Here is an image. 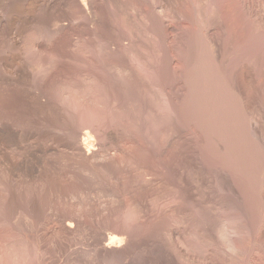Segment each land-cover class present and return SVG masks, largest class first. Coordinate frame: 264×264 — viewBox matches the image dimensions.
<instances>
[{"label": "rangeland", "instance_id": "obj_1", "mask_svg": "<svg viewBox=\"0 0 264 264\" xmlns=\"http://www.w3.org/2000/svg\"><path fill=\"white\" fill-rule=\"evenodd\" d=\"M51 2L0 0L1 45L69 25L43 109L31 54L0 69L1 125L44 135L0 139V264H264V0Z\"/></svg>", "mask_w": 264, "mask_h": 264}, {"label": "bare ground", "instance_id": "obj_2", "mask_svg": "<svg viewBox=\"0 0 264 264\" xmlns=\"http://www.w3.org/2000/svg\"><path fill=\"white\" fill-rule=\"evenodd\" d=\"M23 1V0H22ZM58 1V0H57ZM3 2V1H2ZM43 2V1H42ZM49 2L50 3H52L51 2V0H49ZM94 2V1H93ZM92 2V4H94ZM118 3V2H117ZM1 4H3V3H1ZM32 4V3H31ZM31 4H30V6H31ZM60 4V3H59ZM71 4H72V6H73V8H76L77 9V11H79L78 13L79 14H82L83 16L85 15L86 16V18L88 19V21L89 22H85V19L83 20V18L79 15V17L78 18H76V17H73L72 19H74V18H76L75 20L77 21V20H81V21H83V22H81L80 21V23H82V25L81 26H87L86 28L88 29H90V28H92V27H90V24H92V22H90L91 20H92V14H90L91 13V8H92V6L90 5V0H72V2H71ZM124 4V3H123ZM17 5V4H16ZM99 5V4H98ZM119 5H120V3H119ZM125 6H126V4H124ZM6 6V5H5ZM4 6V7H5ZM28 6V5H27ZM37 6V5H36ZM49 6V5H48ZM62 6V5H61ZM95 6V5H94ZM98 7V6H97ZM175 7V6H174ZM213 7V6H212ZM7 8V7H6ZM61 8V7H60ZM123 8V7H122ZM132 9V8H131ZM95 10V9H94ZM111 10V9H110ZM12 11V10H11ZM98 11V10H97ZM173 11V10H172ZM15 12V11H14ZM50 13V12H49ZM20 14V13H19ZM67 15V14H66ZM35 16V15H34ZM57 16V15H56ZM85 16H84V18H85ZM51 17V16H50ZM72 17V16H71ZM3 18L4 17H0V26L2 25L1 23L3 22ZM28 18V17H27ZM61 18V17H60ZM79 18H82V19H79ZM5 19V18H4ZM31 19L33 20V18L31 17ZM71 19V20H72ZM30 20V19H29ZM72 21L71 23L72 24H70L71 26L72 25H74V28H78L77 26H79L80 27V25H79V23H77L76 21ZM51 21V20H50ZM52 21H54V20H52ZM64 21H65V19H64ZM70 21V20H69ZM67 22V23H70V22ZM73 22L75 23H77L78 25H76V23L75 24H73ZM79 22V21H78ZM20 23V22H19ZM27 23V22H26ZM83 23H85L84 25H83ZM87 23H90L89 25L87 24ZM52 24L54 25V31H55V37H53L50 41H48V43H47V41L45 42L44 40H36V41H25V43L24 42H20V40H19V36H17L19 33H17V35L15 36V37H17V38H13L12 40H11V42L8 44V43H6V45L4 44V45H1L0 44V52L1 53H3V55H1L0 56V65L3 67V68H0L1 70H3V72H5L6 73V71H7V69L8 68H10L8 71H10L11 70V68L12 67H14L15 68V66L16 65H19L18 67L20 68V61L22 62V60H23V62H27V60L28 59H30V57H29V54H31L30 56L32 57H34V55H37V56H35V57H37V58H39L37 61H36V59L37 58H35V59H33V57L31 58L32 60H34L35 62H37V64L35 65V67H34V65L32 66V68L34 67V69L36 68H38L39 70H40V68H43L45 65L47 66L49 63H45V59H44V57H46L48 54H53V52H51V50L53 49V46H54V48H55V45H53L52 46V48H50L51 47V44H54L53 42H55V44H57L58 42H56V41H58V36H59V34H60V32L58 31V30H60L61 28L63 29V28H66V27H69V25L67 26L66 24H64V22H63V20L62 19H59V17H57V19L55 18V21L54 22H52ZM52 25V26H53ZM70 26V27H71ZM76 26V27H75ZM49 27H50V25H49ZM48 26H47V28H49ZM9 28V27H8ZM15 28V27H14ZM85 28V29H86ZM27 29V28H26ZM85 29H83V30H85ZM2 30V29H1ZM9 30V29H8ZM65 30V29H64ZM74 30H76V29H74ZM72 31V30H71ZM86 31V30H85ZM20 32V31H19ZM58 34H57V33ZM88 32V31H87ZM90 33H91V30L89 31ZM5 33V32H4ZM11 33V32H10ZM56 35H57V37H56ZM88 35V34H87ZM86 35V36H87ZM121 35V34H120ZM4 36V35H3ZM14 36V35H13ZM63 36V35H62ZM91 36V35H90ZM8 37H10V36H8ZM64 37V36H63ZM56 38H58L57 40H56ZM113 43V42H112ZM8 44V45H7ZM51 49V50H50ZM57 49V48H56ZM56 49H53L52 51H55ZM97 49V48H96ZM49 50V51H48ZM58 51V50H57ZM46 52V53H45ZM47 52H50V53H47ZM57 53V54H56ZM26 54H27V56L29 57V58H27V57H25L24 58V56H26ZM44 54H45V56H44ZM55 54H56V56L57 55H59L58 54V52H56L55 51ZM54 54V55H55ZM54 55H51V56H54ZM39 56V57H38ZM50 55H48L46 58H48ZM55 56V57H56ZM55 57L53 58V57H51V59L56 63V65H57V61H55ZM58 57V56H57ZM59 58H60V55H59ZM26 61H25V60ZM57 59V58H56ZM32 60H28V61H30V62H28L29 63V65L31 64V61ZM47 60V59H46ZM57 60H59V59H57ZM33 61V62H34ZM52 61V62H53ZM47 62V61H46ZM49 62V61H48ZM51 62V61H50ZM51 62V66L50 65H48V66H50L51 68H52V66L55 64L54 62L52 63ZM19 63V64H18ZM15 65V66H14ZM22 65H24V63H22ZM21 65V66H22ZM25 65L27 66L28 64L27 63H25ZM24 65V66H25ZM55 65V66H56ZM24 66L21 68V69H19V71L18 72H14V71H16L15 69H13L12 68V70H14V71H12V73L14 72L15 73V80L17 79V77H18V79L20 78H25V79H27V80H29L30 79V77H32V76H34V77H36V74H37V83H35V85L37 86L36 87V89H37V91H36V93L35 94H37L35 97H36V99H35V97H34V99L35 100H37V103H38V107H41L42 109H43V106L45 107V99L47 100V102H48V97L47 98H45L46 96H45V93H46V91H45V87H46V85H45V83L47 82V80L46 79H48L49 77V75L46 73V70H48V72H49V69H48V67L47 68H45L44 70H42V73L41 72H39V74L40 75H38V71H36V69L35 70H33V69H31V70H29L28 68H26V66H25V68H24ZM31 66V65H30ZM37 66V67H36ZM55 66H53V69H55L54 67ZM18 67L16 66V68L18 69ZM4 69H6V70H4ZM26 69H28V70H26ZM52 69V70H53ZM36 71V74L33 72V74L34 75H30V74H32V73H30V71ZM73 70V69H72ZM11 71L9 72V73H11ZM41 71V70H40ZM43 71H45V73L43 72ZM52 72V71H51ZM50 72V74H52ZM8 73V72H7ZM5 74V75H3V77L4 76H6V77H4L5 79H7V77H8V75H10V74ZM11 73V74H12ZM17 73V74H16ZM14 74H12V76H13ZM46 76H47V78H46ZM64 76V75H63ZM83 77V76H82ZM1 78V77H0ZM12 77H10V79H11ZM14 78V77H13ZM12 78V80H13V82H12V84L14 83V79ZM33 78V77H32ZM46 78V79H45ZM2 79V78H1ZM0 79V83H1V80ZM9 79V78H8ZM77 79V78H76ZM11 80V81H12ZM33 80V79H32ZM45 80H46V82H45ZM6 81V80H5ZM4 81V82H5ZM19 81V80H18ZM26 81V80H25ZM8 82V81H7ZM22 82V81H21ZM24 82V81H23ZM22 82V83H23ZM29 83H30V81H28ZM33 82V81H32ZM19 83V82H18ZM17 83V84H18ZM26 83V82H25ZM28 83V84H29ZM2 84V83H1ZM5 84V83H4ZM9 84V83H8ZM15 84V83H14ZM13 84V85H14ZM21 84V83H20ZM19 84V85H20ZM27 84V85H28ZM3 85V84H2ZM25 85V84H24ZM35 85H33V86H35ZM4 86V85H3ZM6 86V85H5ZM5 86H4V88H5ZM22 86V85H21ZM7 87V86H6ZM31 86H29V88H30ZM9 88V87H8ZM28 88V87H27ZM34 88V87H33ZM1 89H3V88H1ZM8 90V89H7ZM10 90V89H9ZM8 90V91H9ZM31 90V89H30ZM11 91V90H10ZM9 91V92H10ZM4 92V91H3ZM38 92V93H37ZM21 93V92H20ZM76 93V92H75ZM5 94H6V91H5ZM34 94V93H33ZM47 94V93H46ZM9 98V97H8ZM50 98V97H49ZM11 99V98H10ZM46 102V103H47ZM14 103V102H13ZM37 107V108H38ZM47 107V106H46ZM30 110V109H29ZM41 110V109H40ZM46 110V109H45ZM40 115V114H39ZM41 116V115H40ZM43 118V117H42ZM34 119V118H33ZM38 121V120H37ZM36 121V122H37ZM1 122V121H0ZM15 122V121H14ZM23 122V121H22ZM39 122V121H38ZM41 122V121H40ZM3 122H1L0 123V139H3V137H4V139H5V137H7V138H12L13 137V139H10V140H13V142H15L16 141V139H14V138H19V139H21L20 137H24V141H26V140H29L30 141V139L32 140V139H36L37 138V140H39L38 139V137L39 136H41L42 134L41 133H39V134H37V133H29L28 131L25 133H23V131L22 130H24V129H22V130H20V129H18V127L19 126H17L16 128H14V126H12V125H8L9 123L11 124H13V122H7L6 121V125L4 124V125H1ZM8 123V124H7ZM90 123H92V122H90ZM35 124V123H34ZM13 125H15V124H13ZM41 129V128H40ZM47 129V128H46ZM41 130H43V129H41ZM84 130V129H83ZM82 130V131H83ZM26 131V130H25ZM40 131V130H39ZM78 131H80V130H78ZM40 132H43V131H40ZM85 132V131H84ZM90 132V131H89ZM88 132H86V133H84V134H82V135H84V139L83 140H85V137H87L88 139H90V137H92V136H90V134L89 135H87L86 136V134H87ZM43 134H44V132H43ZM92 134V133H91ZM81 135V136H82ZM43 136L44 135H42L41 137L43 138ZM88 136H90V137H88ZM2 137V138H1ZM81 139V138H80ZM87 139V140H88ZM93 139V138H92ZM91 139V140H92ZM6 140V139H5ZM8 140V139H7ZM15 140V141H14ZM23 141V140H22ZM20 142V144L21 143H23V142ZM89 141V140H88ZM12 142V141H11ZM19 142V141H18ZM46 142V141H45ZM25 143V142H24ZM26 143H28V142H26ZM84 143H86V142H83V147H88V146H84ZM30 144V143H29ZM37 144V143H36ZM39 144V143H38ZM37 144V147L39 146ZM87 144H90L91 145V143H87ZM98 144V143H97ZM80 145V144H79ZM42 146V145H41ZM34 147H35V145H34ZM24 148V147H23ZM90 148V147H89ZM88 148V149H89ZM15 150V149H14ZM23 150V149H22ZM37 151V153H41V158H42V150H44V149H41V148H37L36 149ZM89 151V150H88ZM92 151V150H91ZM35 153V152H34ZM34 153H32V155L34 154ZM29 154V153H28ZM40 155V154H39ZM78 155V154H77ZM89 155V154H88ZM28 156V155H27ZM79 156H81V155H79ZM92 156V155H91ZM5 157V156H4ZM33 157V156H32ZM84 157V156H83ZM27 158V157H26ZM30 158V157H29ZM40 158V156H34V160H35V162H34V160H32L33 162L32 163H29L28 161H29V159H28V161L27 162H25L27 159H25V161L24 162H21V163H23L22 165H21V163H19V165L21 166V170L23 171H21V170H19V171H21L22 173H24V175H27L28 173H33V174H36L35 176H37L40 180H43V171H44V167H43V165H44V163L42 164V159ZM85 158H86V156H85ZM24 159H22V160H24ZM31 160H30V162H31ZM42 160V161H41ZM88 161V160H87ZM44 162V161H43ZM11 163V162H10ZM28 163L31 165L32 164V166L30 167V165H29V168H28ZM6 164V163H5ZM5 166H8L7 164L5 165ZM11 166V165H10ZM13 169V168H12ZM19 169V168H18ZM14 170H15V168H14ZM10 171V170H9ZM17 171V170H16ZM18 171V172H19ZM8 172V171H7ZM11 172H13V170L11 171ZM10 173V172H9ZM14 173V172H13ZM21 175H23V174H21ZM32 175V174H31ZM37 178V179H38ZM45 178V177H44ZM6 187V186H5ZM12 189V188H11ZM17 192V191H16ZM13 202V201H12ZM2 206V205H1ZM33 217V216H32ZM17 221V220H16ZM69 221V220H68ZM70 221H71V219H70ZM21 224V223H20ZM39 229V228H38ZM26 232V231H25Z\"/></svg>", "mask_w": 264, "mask_h": 264}]
</instances>
